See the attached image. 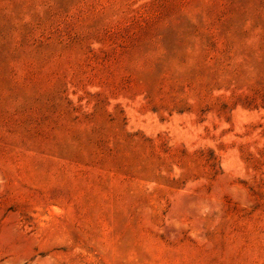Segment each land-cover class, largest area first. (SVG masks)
Segmentation results:
<instances>
[{"label":"rangeland","instance_id":"1","mask_svg":"<svg viewBox=\"0 0 264 264\" xmlns=\"http://www.w3.org/2000/svg\"><path fill=\"white\" fill-rule=\"evenodd\" d=\"M0 264H264V0H0Z\"/></svg>","mask_w":264,"mask_h":264}]
</instances>
